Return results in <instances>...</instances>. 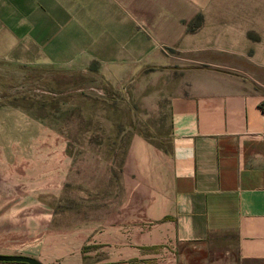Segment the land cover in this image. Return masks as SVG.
Instances as JSON below:
<instances>
[{
    "label": "rangeland",
    "instance_id": "1",
    "mask_svg": "<svg viewBox=\"0 0 264 264\" xmlns=\"http://www.w3.org/2000/svg\"><path fill=\"white\" fill-rule=\"evenodd\" d=\"M185 2L192 8L169 14L168 31L126 11V33L114 32L121 45L88 62H0V253L105 259L85 234L116 218L130 136L167 144L172 73L182 85L188 68L208 61L264 78V0Z\"/></svg>",
    "mask_w": 264,
    "mask_h": 264
},
{
    "label": "crops",
    "instance_id": "2",
    "mask_svg": "<svg viewBox=\"0 0 264 264\" xmlns=\"http://www.w3.org/2000/svg\"><path fill=\"white\" fill-rule=\"evenodd\" d=\"M185 1L0 0V62H88L121 45L126 11L168 31L169 14L192 8ZM94 31L105 35L78 34ZM199 63L182 85L170 76L167 144L130 136L116 218L85 234L106 258L78 264H264V78Z\"/></svg>",
    "mask_w": 264,
    "mask_h": 264
},
{
    "label": "water",
    "instance_id": "3",
    "mask_svg": "<svg viewBox=\"0 0 264 264\" xmlns=\"http://www.w3.org/2000/svg\"><path fill=\"white\" fill-rule=\"evenodd\" d=\"M0 261H19L25 262L28 264H46L42 260L37 257L27 255V254H19V253H0Z\"/></svg>",
    "mask_w": 264,
    "mask_h": 264
}]
</instances>
